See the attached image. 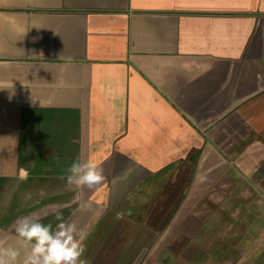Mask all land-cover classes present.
Returning <instances> with one entry per match:
<instances>
[{
    "label": "crops",
    "instance_id": "obj_1",
    "mask_svg": "<svg viewBox=\"0 0 264 264\" xmlns=\"http://www.w3.org/2000/svg\"><path fill=\"white\" fill-rule=\"evenodd\" d=\"M57 213L86 264H264V0H0V247Z\"/></svg>",
    "mask_w": 264,
    "mask_h": 264
},
{
    "label": "clouds",
    "instance_id": "obj_2",
    "mask_svg": "<svg viewBox=\"0 0 264 264\" xmlns=\"http://www.w3.org/2000/svg\"><path fill=\"white\" fill-rule=\"evenodd\" d=\"M66 177L69 185L77 188L102 184L106 177L97 163L77 158L69 167ZM23 178V177H22ZM55 230L30 216L18 218L15 233L19 247H0V264H20L21 249L25 250L23 264H86L82 257L86 252V234L74 223L65 222L57 213Z\"/></svg>",
    "mask_w": 264,
    "mask_h": 264
},
{
    "label": "rangeland",
    "instance_id": "obj_3",
    "mask_svg": "<svg viewBox=\"0 0 264 264\" xmlns=\"http://www.w3.org/2000/svg\"><path fill=\"white\" fill-rule=\"evenodd\" d=\"M154 253H155L154 255L156 256V258H155L156 263L155 264H170V262H173L172 260H175L176 257L177 256L179 257V255H180V251L179 250H173L172 252L171 251L159 252L158 249H157L156 252H154ZM191 253H190L191 255L195 254V252H191ZM173 264H174V262H173Z\"/></svg>",
    "mask_w": 264,
    "mask_h": 264
}]
</instances>
